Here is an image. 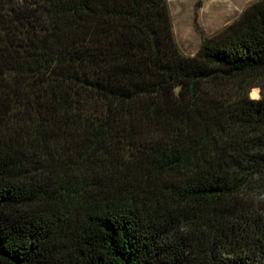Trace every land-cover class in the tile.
<instances>
[{
  "label": "trees",
  "instance_id": "16d2710c",
  "mask_svg": "<svg viewBox=\"0 0 264 264\" xmlns=\"http://www.w3.org/2000/svg\"><path fill=\"white\" fill-rule=\"evenodd\" d=\"M263 77L264 0H0V264H264Z\"/></svg>",
  "mask_w": 264,
  "mask_h": 264
},
{
  "label": "rangeland",
  "instance_id": "374dc122",
  "mask_svg": "<svg viewBox=\"0 0 264 264\" xmlns=\"http://www.w3.org/2000/svg\"><path fill=\"white\" fill-rule=\"evenodd\" d=\"M166 1L176 45L182 54L191 56L199 48L200 33L205 36L214 35L236 20L241 12L256 0ZM248 96L259 98V87L249 91ZM260 198L264 201V194Z\"/></svg>",
  "mask_w": 264,
  "mask_h": 264
}]
</instances>
